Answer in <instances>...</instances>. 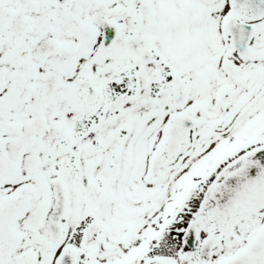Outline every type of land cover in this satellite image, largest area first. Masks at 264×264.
Here are the masks:
<instances>
[{
    "label": "snow or ice",
    "instance_id": "obj_1",
    "mask_svg": "<svg viewBox=\"0 0 264 264\" xmlns=\"http://www.w3.org/2000/svg\"><path fill=\"white\" fill-rule=\"evenodd\" d=\"M0 264H264V0H0Z\"/></svg>",
    "mask_w": 264,
    "mask_h": 264
}]
</instances>
